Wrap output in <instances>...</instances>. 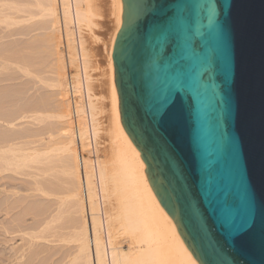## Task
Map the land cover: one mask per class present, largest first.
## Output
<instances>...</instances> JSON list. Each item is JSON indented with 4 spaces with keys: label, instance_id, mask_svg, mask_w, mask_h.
<instances>
[{
    "label": "water",
    "instance_id": "1",
    "mask_svg": "<svg viewBox=\"0 0 264 264\" xmlns=\"http://www.w3.org/2000/svg\"><path fill=\"white\" fill-rule=\"evenodd\" d=\"M122 124L200 264H264V0H122Z\"/></svg>",
    "mask_w": 264,
    "mask_h": 264
},
{
    "label": "bare ground",
    "instance_id": "2",
    "mask_svg": "<svg viewBox=\"0 0 264 264\" xmlns=\"http://www.w3.org/2000/svg\"><path fill=\"white\" fill-rule=\"evenodd\" d=\"M36 5L39 17L49 21L50 33L46 40L56 60L48 85L49 98H39L34 106L35 109L47 106L52 110L48 117L50 133L44 145L50 143L53 146L33 149L36 153H30L13 142L14 136L6 134L0 137V166L13 167L12 171H18L38 164L42 159L54 160L62 176L64 202L71 207L74 222L78 225L73 241L78 244L76 259L83 264H200L179 234L174 219L158 200L147 177L141 153L121 121L113 49L123 22L122 0H110L109 11L115 20V30L107 47L108 69L103 95L94 93L95 78L90 69L96 64L93 63L96 57L92 43H88L89 39L96 42L94 38H102L96 33L102 27L100 22L103 20L99 1L41 0ZM10 20L15 21L14 18ZM73 28L78 30V40ZM60 34L66 41V63L60 53ZM68 65L76 70L71 78L74 93L80 98L73 107L80 146L76 142L68 96ZM80 67L84 76L79 73ZM84 89L87 102L82 98ZM51 101L50 106L48 102ZM101 113L108 116L104 126L99 117ZM89 116L94 137L104 143L96 170L92 161L80 153L89 148ZM25 118L21 117V120ZM36 185L37 191L46 193L38 183ZM99 198L105 207V220L100 215ZM105 229L107 243L103 236ZM120 239L127 242V248L119 246Z\"/></svg>",
    "mask_w": 264,
    "mask_h": 264
},
{
    "label": "rangeland",
    "instance_id": "3",
    "mask_svg": "<svg viewBox=\"0 0 264 264\" xmlns=\"http://www.w3.org/2000/svg\"><path fill=\"white\" fill-rule=\"evenodd\" d=\"M39 1L0 0V137L14 136L13 142L30 153H36L33 149L53 146L44 145L50 133L48 117L52 110L47 106L38 109L34 106L39 98H49L48 85L56 60L46 40L49 21L47 19L46 23L39 17L36 5ZM98 1L103 12L100 22L103 28L96 33L102 40L89 39L88 43H92L96 57L93 70L90 69L95 78L94 93L103 95L108 69L107 47L115 30V20L110 15V0ZM58 42L66 63L63 34ZM70 67L76 71L74 66ZM52 103L48 102L50 106ZM21 117L26 118L21 120ZM35 117L38 120H34ZM99 117L104 126L108 122L107 114L101 113ZM12 169L0 166V264H83L76 259L78 244L73 241V235L78 225L71 207L64 202L65 190L57 164L53 159H42L23 170ZM36 183L46 193L37 191ZM119 246L127 248L128 244L121 240Z\"/></svg>",
    "mask_w": 264,
    "mask_h": 264
},
{
    "label": "built area",
    "instance_id": "4",
    "mask_svg": "<svg viewBox=\"0 0 264 264\" xmlns=\"http://www.w3.org/2000/svg\"><path fill=\"white\" fill-rule=\"evenodd\" d=\"M74 31H75V37L78 40L79 39L78 30L75 28ZM76 44H77V41H76ZM66 52H67V49H66ZM74 73H76V71L72 70L70 65H68L67 66V74H69L68 96H69V100H70V104H71V108H72V114H73L72 115V121H73L74 129H75V132H76V142H77V145L80 146V140H79V136H78V130L79 129H78V124H77V117H76V114H75V110L73 108L74 105H76V103L79 102L80 98L78 97V95H76L74 93L73 79L71 78V76ZM79 73H80L81 76H84V71L81 69V67L79 68ZM84 84H85V81H84ZM82 98H84V100L86 102L88 101L87 92H86L85 89H84V93H82ZM88 118L90 119V116ZM89 126H90V130H91V134L89 135V138H88L89 148H88L87 151H84V152L81 151L80 153H81V155H83L84 157H87L89 160L92 161L93 167L96 170L97 165H98L99 157L102 154L101 150H102V147L104 146V143L103 142L100 143V141L98 139L96 140V138L94 137L92 129H91L92 128L91 119L89 121ZM96 182H97V180H96ZM97 186H98V189H100V185L98 184V182H97ZM99 204H100V215L105 220V215H104L105 207H104V204H103L101 198H99ZM103 236H104V240L107 243L108 237H107L106 229L103 231Z\"/></svg>",
    "mask_w": 264,
    "mask_h": 264
}]
</instances>
